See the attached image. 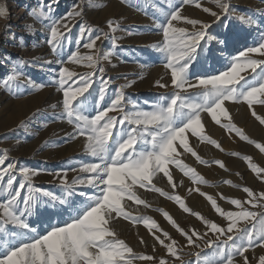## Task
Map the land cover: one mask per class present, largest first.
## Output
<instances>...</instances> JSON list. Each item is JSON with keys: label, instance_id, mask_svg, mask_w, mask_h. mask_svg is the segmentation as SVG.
<instances>
[{"label": "snow or ice", "instance_id": "1", "mask_svg": "<svg viewBox=\"0 0 264 264\" xmlns=\"http://www.w3.org/2000/svg\"><path fill=\"white\" fill-rule=\"evenodd\" d=\"M212 2L220 12L203 7L201 0H179L162 20L154 22V27L161 34V41L154 48L161 54L167 75L166 80L164 77L157 79L154 86L164 91L155 100L145 101L146 108L133 104L128 111L125 108L131 102L123 89L131 87L135 81L117 86L106 101L112 78H105L101 61H108L110 53L101 55L97 48V41L102 39L111 40L112 46L116 47L117 38L101 29H95L96 34L92 36V29L80 20L77 50L68 55L67 61L57 59L56 63L61 67L52 70L55 75L51 82L56 85L61 98L51 107L56 109L59 106L61 111L55 118L64 119L72 125L73 131L67 134L69 140L83 138L84 156L81 163L71 170L78 168L84 175L69 184L64 171L61 182L66 195L57 196L32 183V177L42 170L18 169L15 161L5 163L9 159L8 152L0 150V192L4 193L0 198V241L3 242L0 264H133L134 260L146 264H264V255L253 261L246 255L249 249H264V191L257 193L250 187H243L247 199H231L230 203L238 210L225 211L216 199L196 188L195 191L205 196L215 212L227 221L226 226H222L193 212L181 196L171 194L154 183L159 177L174 192L182 181H175L173 169L185 176L191 174L194 183H207L195 168L181 160L184 154H191L200 164L212 163L202 159L194 150L191 138L215 145L223 151L220 144L206 134V121L214 122L229 132L235 131L242 140L255 143L231 122L230 104H246L251 115L264 125V116L258 115L253 107L264 106V38L233 53L234 37L227 32L209 31L213 24L231 14L230 0ZM185 6L210 14L212 22L182 15ZM44 7L51 13L50 0ZM83 14L79 3L60 18L48 17L41 10L40 17L47 18L49 23L48 42L58 57L72 43L69 35L71 21ZM259 15L264 16V13ZM6 16L7 9L0 6V17ZM241 19L244 20V17ZM181 21L185 26L177 27L174 23ZM245 22L249 25L259 23L251 18ZM114 24L115 21H108L112 33L117 31ZM61 27L66 31L62 32ZM86 33L88 38L83 47L95 51L81 55L79 42ZM261 35L264 37V33ZM250 54H259L260 58L253 59ZM213 61L220 62L221 67L215 68ZM65 62L86 63L91 71H70L63 66ZM198 68L203 70L198 71ZM242 71H247V76L241 75ZM18 75L10 74L2 82L8 86L9 81L17 79ZM94 77L99 79L97 88H93L96 83ZM44 86L34 85V88L39 90ZM222 118L228 122L222 123ZM23 126L24 122H21ZM256 147L264 152V144L256 143ZM243 159L249 161L251 170L264 181V168L252 164L251 157ZM214 163L225 168L222 161ZM18 175L22 177L19 181ZM225 183L232 185L230 180ZM74 185H82L85 189L79 192V202L68 199L76 194ZM141 190L155 192L174 201L185 213L197 217L207 230H185L167 211L157 209L184 238L185 243L181 244L151 216L132 215L128 210L132 205L151 207L147 200L141 198ZM250 208L262 210L253 211ZM49 209L52 212L47 217V226L40 224L38 231L29 219L34 215H44ZM123 221L133 226L143 224L153 238V253L158 245L165 255L134 254L115 231V225ZM242 221L245 222L243 226H238ZM4 225L10 226L7 238ZM10 240L16 242L11 243ZM139 242L145 244L142 237ZM186 248L198 251H185ZM204 249L210 251L205 252ZM185 257L194 259L186 260ZM237 257L240 259L237 260Z\"/></svg>", "mask_w": 264, "mask_h": 264}, {"label": "rangeland", "instance_id": "2", "mask_svg": "<svg viewBox=\"0 0 264 264\" xmlns=\"http://www.w3.org/2000/svg\"><path fill=\"white\" fill-rule=\"evenodd\" d=\"M50 2L52 11L48 13L44 6L49 3V0H0V6L7 9V16L0 17V150L8 152L9 159H6L5 163L15 161L18 169L28 167L30 170H42L38 175L32 177V183L42 190L63 197L66 193L64 184L61 182L62 174L64 171L67 172L66 178L69 184L84 175L78 168L75 171L71 170L81 163L84 151L82 143L78 145L76 139L69 140L67 138V134L73 131L72 125L64 119L55 118V115L61 111L59 106L56 109L51 107L61 98V93L51 82L55 75L52 70H58L61 67L56 63L57 59L67 61L68 55L77 50L76 40L81 28L80 20H83L84 24L92 29V36L96 34L95 29H101L104 33L115 36L117 38L116 47L112 46V41L109 39L97 41V48L101 55L105 52L110 53L108 61H101L105 70V78H112L105 100L107 101L113 95L117 86L127 85L129 81L134 80L135 83L131 87L123 89L127 100L131 102L125 111H128L133 104L146 108L145 101L155 100L164 91L154 86L155 81L160 77L167 79L166 69L161 62V54L154 48L161 41V34L154 27V22L162 20L170 7L173 4H178L179 0H50ZM77 3L80 4L84 14L81 18L71 21L69 35L72 43L68 44L63 55L58 57L48 42L50 39L49 23L47 18L40 17L41 10L48 17L60 18L72 10ZM201 3L203 7L220 12L212 0H201ZM230 4L231 14L223 18L221 22L213 24L209 31L213 33L227 32L234 37L235 43L232 51L235 53L236 49L253 46L264 38L261 35L264 33V16L259 15V13H264V2L262 0H230ZM182 15L199 18L209 23L213 20L210 14L193 6H185L182 9ZM241 17H244V20ZM249 18L257 20L259 23L249 25L245 22ZM109 20L116 22L113 27H117V31L114 33L109 29ZM174 23L177 27L185 26L182 21ZM60 30L66 31L62 27ZM87 38L88 34L86 33L84 39L79 42L78 50L81 55L93 54L95 51L83 47ZM225 55L227 56V54ZM250 55L253 59L260 58L258 55L256 57L254 54ZM46 61H52V63L47 64ZM212 63L217 69L221 67L220 62L213 61ZM63 66L77 73L91 71L86 63L65 62ZM197 70L203 69L198 68ZM247 71H242L241 75L247 76ZM10 74L19 75L17 79L10 80L8 86H5L2 81ZM29 79L31 83H29ZM94 79H96V83L93 88H97L99 79L96 77ZM41 84L45 86L39 90L34 88V85ZM253 107L258 115L264 116V106L254 105ZM228 110L231 122L242 129L249 140L255 143L242 140L235 131L229 132L214 122L206 121V134L215 139L223 151L217 149L215 145L206 142L198 143L196 139L191 138L190 141L195 140L196 143L193 147V143L190 142L194 150H196L195 146H197V150L212 146L221 156L210 158L208 161L212 163L202 164L203 168H197L193 164L189 166L195 168L207 183H194L191 174L185 176L179 170L173 169L180 176L182 184H179L174 192L173 190L169 192L181 196L186 206L193 212H198L222 226H226L227 221L215 212L205 196L195 191L196 188L216 199L217 204L225 211L238 210L230 203L231 199H247V194L242 190L243 187H250L257 193L264 191V181H261L251 170L249 161L243 159L245 156L251 157L252 164L264 168V152L256 147V143L264 144V125H261L251 115V110L246 104H230ZM21 122H24L23 127H21ZM227 122L226 118H222V123ZM81 139L83 138L81 137ZM73 145L78 146H74L76 147L75 151L70 152ZM197 150L196 152H198ZM232 153H239V155H232ZM184 159L185 157L182 156L183 162ZM216 160L222 161L225 168L222 169L214 163ZM194 162L200 165L198 161ZM185 163H187L186 159ZM56 173L61 175H54ZM218 175L221 177L217 178ZM21 179L22 177L18 175L17 180ZM229 180L232 181V185L225 183ZM74 188L76 194L68 199L70 202H79L81 199L79 192L85 190L84 186L74 185ZM3 196L4 193L0 192V198ZM148 203L151 207L148 208L147 213L132 215L151 216L161 228L169 232L181 244L185 243L184 238L157 209L167 211L185 230L191 228L201 232L207 230L197 217L191 213H185L174 201L162 197L160 202ZM250 210L260 211L262 209L250 208ZM51 212L52 210L49 209V212L44 215H34L29 219V222L34 224L39 231L40 224H43L44 227L47 226V217ZM64 218L66 219L67 215ZM127 222L123 221V225L120 226L125 229L123 233L116 232L118 238L124 240L133 249L134 254L165 255L163 248L158 245L153 253V238L143 224L133 226L129 223L128 227ZM244 223L242 221L238 226H243ZM3 227L5 228L4 235L7 238L9 236L7 229L10 226L4 225ZM208 235L211 237L212 233L209 232ZM141 237L145 244L139 242ZM10 242L15 243L16 241L10 240ZM2 245L3 242L0 241V246ZM185 251L195 252L198 249L186 248ZM204 251L210 250L204 249ZM246 255L249 256L250 261H253L254 258L264 255V249L259 247L249 249ZM185 259H194V257H185ZM133 264H146V262L134 260Z\"/></svg>", "mask_w": 264, "mask_h": 264}, {"label": "bare ground", "instance_id": "3", "mask_svg": "<svg viewBox=\"0 0 264 264\" xmlns=\"http://www.w3.org/2000/svg\"><path fill=\"white\" fill-rule=\"evenodd\" d=\"M255 55V57L258 55L259 56V54H254ZM217 129V128H216ZM219 129H220V127H219ZM218 129V130H219ZM83 139H81V138H77L76 139V144H81V141H82ZM190 142H192L193 143V147H194V145L196 144L195 143V140L194 141H190ZM199 143V142H198ZM78 145H73L71 148H70V152H72L76 147H74V146H78ZM198 145V144H197ZM195 148H196V150H197V146H195ZM195 150V151H196ZM75 151V150H74ZM198 152V154L204 159V160H209L210 158H212V157H214V158H216V157H218V156H221V154L220 153H217V151L216 150H214L213 149V147L212 146H208V147H203V148H201V149H199V150H197ZM187 154H184L183 156L185 157V159H186V164L187 165H190V164H193V165H196L195 167H197V168H203V166H202V164H200V165H198L197 163H195L194 161H196V159L195 158H193V157H189L188 155L186 156ZM185 159H184V163H185ZM173 176H174V179H175V181H177V182H179V181H182L181 179H180V176L179 175H177L176 173H175V171L173 170ZM221 177V175H218V177L217 178H220ZM154 183H157V186L158 187H162L165 191H168V192H171L172 191V189L170 188V186L166 183V181L165 180H162V179H160L159 177H157L156 178V180L154 181ZM140 195H141V197L142 198H144L145 200H147L148 202H160L161 200H162V197L158 194V193H155V192H143L142 190L140 191ZM129 211H131V213L132 214H142V213H147L148 211H149V209L148 208H144L143 206H140V205H132L129 209H128ZM128 223V227H129V223L130 222H127ZM123 225V222H121V223H119V224H116L115 225V231H118V232H120L121 231V233H123L124 232V230L125 229H122L120 226H122ZM130 225H131V223H130Z\"/></svg>", "mask_w": 264, "mask_h": 264}]
</instances>
